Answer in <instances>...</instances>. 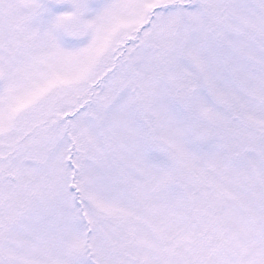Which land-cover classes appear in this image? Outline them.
Here are the masks:
<instances>
[{
    "label": "snow or ice",
    "instance_id": "1",
    "mask_svg": "<svg viewBox=\"0 0 264 264\" xmlns=\"http://www.w3.org/2000/svg\"><path fill=\"white\" fill-rule=\"evenodd\" d=\"M0 264H264V0H0Z\"/></svg>",
    "mask_w": 264,
    "mask_h": 264
}]
</instances>
